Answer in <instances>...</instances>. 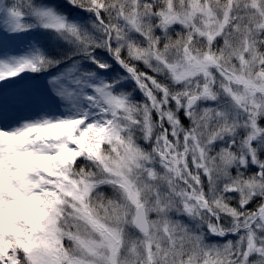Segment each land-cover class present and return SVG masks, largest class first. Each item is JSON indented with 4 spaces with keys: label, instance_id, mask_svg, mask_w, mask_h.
<instances>
[{
    "label": "snow or ice",
    "instance_id": "1",
    "mask_svg": "<svg viewBox=\"0 0 264 264\" xmlns=\"http://www.w3.org/2000/svg\"><path fill=\"white\" fill-rule=\"evenodd\" d=\"M0 264H264V0H0Z\"/></svg>",
    "mask_w": 264,
    "mask_h": 264
}]
</instances>
